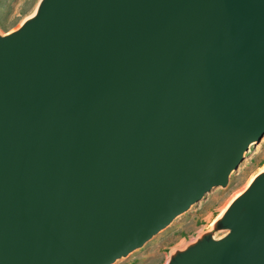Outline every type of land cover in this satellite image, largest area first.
<instances>
[{
	"label": "water",
	"instance_id": "1",
	"mask_svg": "<svg viewBox=\"0 0 264 264\" xmlns=\"http://www.w3.org/2000/svg\"><path fill=\"white\" fill-rule=\"evenodd\" d=\"M264 135V0H39L0 34V264H111ZM166 264H264V169Z\"/></svg>",
	"mask_w": 264,
	"mask_h": 264
},
{
	"label": "rangeland",
	"instance_id": "2",
	"mask_svg": "<svg viewBox=\"0 0 264 264\" xmlns=\"http://www.w3.org/2000/svg\"><path fill=\"white\" fill-rule=\"evenodd\" d=\"M38 2L39 0H0V34L19 27L32 14ZM263 167L264 135L249 145L241 163L230 173L226 186L212 187L199 201L176 216L143 246L111 264H166L171 254L184 249L202 234L212 232L215 237L223 235L225 230H214L212 222L218 217L221 208L242 191L246 183L262 171Z\"/></svg>",
	"mask_w": 264,
	"mask_h": 264
},
{
	"label": "bare ground",
	"instance_id": "3",
	"mask_svg": "<svg viewBox=\"0 0 264 264\" xmlns=\"http://www.w3.org/2000/svg\"><path fill=\"white\" fill-rule=\"evenodd\" d=\"M36 7H37V6H36ZM35 10H36V8H35ZM35 10H34V11H35ZM34 11L32 12V14L34 13ZM30 15H31V14H30ZM263 169H264V167H263ZM252 179H253V177H252V178L246 183L244 189H245L246 186L251 182ZM244 189H243V190H244ZM240 192H241V190H240ZM240 192H239V193H240ZM239 193H237V194L235 195V197H236ZM230 202H231V201H230ZM230 202H229V203H230ZM229 203H228V204L226 203V205H224V206L221 208V210L219 211V215H218V217L216 216L217 218H219V217L223 214V212L225 211V209L227 208V206L229 205ZM217 218H216V219H217ZM212 221H213V220H212ZM214 222H215V220L212 222V224H213Z\"/></svg>",
	"mask_w": 264,
	"mask_h": 264
}]
</instances>
